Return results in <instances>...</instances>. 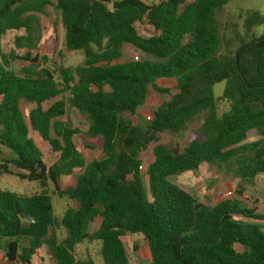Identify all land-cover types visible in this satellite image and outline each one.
<instances>
[{
	"label": "trees",
	"instance_id": "1",
	"mask_svg": "<svg viewBox=\"0 0 264 264\" xmlns=\"http://www.w3.org/2000/svg\"><path fill=\"white\" fill-rule=\"evenodd\" d=\"M229 1L0 0V145L12 152L0 164V177L12 174L13 166L39 190L31 196L0 191V258L31 264L48 245L56 264H95L90 257L77 260L76 249L100 242L104 264H129L122 239L140 234L151 264H264V215L237 200L206 205L170 180L202 165H237V176L246 182L264 174V137L246 143L251 133L264 136V35L241 39L234 54L220 56L215 14ZM49 8L60 13L65 47L81 51L82 64L50 68L47 57L41 63L32 55L40 16ZM142 22L153 35L138 31ZM263 23L257 12L244 21L248 31ZM10 32L24 34L5 53L2 41ZM127 46L146 58L121 61ZM17 61L29 65L17 71ZM160 79L176 81L171 100L145 127L134 125L150 87L169 93L156 86ZM222 82L223 94L216 98L214 86ZM221 101L230 109L218 117ZM45 103H51L46 110ZM67 106L89 120L85 133L59 119ZM205 111L210 115L183 150L157 144L159 134H180ZM80 134L102 142V159L85 162L75 144ZM33 135L59 154L53 165H46ZM152 142L157 145L145 188L140 156ZM77 170L82 172L76 186L62 189L61 178ZM50 186L76 208L57 218ZM61 229L66 236L59 240Z\"/></svg>",
	"mask_w": 264,
	"mask_h": 264
},
{
	"label": "rangeland",
	"instance_id": "2",
	"mask_svg": "<svg viewBox=\"0 0 264 264\" xmlns=\"http://www.w3.org/2000/svg\"><path fill=\"white\" fill-rule=\"evenodd\" d=\"M192 1L194 0H186V2ZM252 12H257L264 16V0H230L226 6L216 12L215 19L221 37L220 56L234 54L241 39L247 42L264 35V23L253 27L250 31L245 28L244 21L247 13ZM137 29L146 37L154 34L153 29L146 22L137 23ZM22 34L24 33L10 32L4 36L2 41L3 51L9 53L14 49L15 38ZM37 38H39V43L37 48L32 52V55H38L41 63L43 57H47L49 63L46 66L50 68H53L58 63H62L66 67H76L84 61V55L81 51H68L66 49L64 30L60 23V13L53 8L48 9L47 15L40 16V27L37 31ZM26 51L23 49L19 50L18 53L24 55ZM136 56H139L140 60L146 58L141 53L127 46L124 49L121 61L134 60ZM13 65L17 71H20V69L29 64L17 61ZM225 85L226 83L222 82L214 86L213 91L216 98L222 96ZM156 86L169 90V93H159L154 87H150L145 105L139 110L137 116L132 121L134 125L145 127L149 122L148 117L152 118L154 111L163 107L166 102L171 100L176 81L174 79H160L156 82ZM50 104L45 103L43 105L44 109H48ZM21 109L25 114L28 113V109L25 108L23 102L21 103ZM229 109L230 104L228 102H219L216 111L217 116L221 117ZM208 115H210L209 111L203 112L188 125L187 130L180 134L169 132L159 134L160 141L157 144H162L179 151L183 150L189 144L190 133L200 128L204 118ZM85 117V115H82L77 110L67 106L66 114L59 119L65 124L77 127L85 133L90 124L89 120ZM263 137L258 133H251L246 143L259 140ZM33 138L43 153L46 165H53L58 160L59 154L54 153L39 136L33 135ZM75 144L81 149L87 164L104 157L102 142L99 139H91L86 134H80L75 137ZM157 144L155 142L150 143L140 156L143 167L141 168L142 181L145 184V188L147 184L145 171L147 166L154 160L153 149ZM11 157V150L0 145V164H3L6 159ZM236 169L237 165L233 167L224 166L221 170L208 165H202L199 171L194 172V175L189 172L183 173L179 176L171 177L170 180L206 205L213 206L224 200H237L241 208L254 210L255 214L264 215V174H260L255 179L246 182L237 176ZM10 170L12 174H4L0 177V191H10L22 196H31L39 191L36 184L22 180L18 176L19 170L13 166L10 167ZM81 172L82 170H77L72 176L62 177L60 181L61 188L67 189L70 186H76L77 175ZM53 189V186H50L48 191L52 197L54 214L57 218H61L66 207L70 205L68 204L70 200L66 197L60 198L52 194ZM236 219L247 223L252 222V220L241 217H237ZM261 224L264 225V221ZM122 240L126 243L130 258L129 264H150V251L146 241L140 234L130 235L129 238L124 237ZM100 245V242H85L79 245L76 249L77 260L84 261L88 260V257H91L95 264H104L100 253ZM41 253L47 257H40L41 260H38L39 264H56L50 250H46L43 247Z\"/></svg>",
	"mask_w": 264,
	"mask_h": 264
},
{
	"label": "crops",
	"instance_id": "3",
	"mask_svg": "<svg viewBox=\"0 0 264 264\" xmlns=\"http://www.w3.org/2000/svg\"><path fill=\"white\" fill-rule=\"evenodd\" d=\"M129 47H130V46H129ZM125 48H126V47H125ZM125 48H124V49H125ZM131 48H132V47H131ZM87 129H88V128H87ZM189 173L192 174V175H194V172H189ZM192 175H190V176H192ZM62 189H63V188H62ZM184 190H185V189H184ZM185 191H186V190H185ZM187 192H188V191H187ZM188 193H189V192H188ZM68 204H70V205H68V206L66 207V209H65L64 212H63V215H64V213H65V211H66L67 209H75V208H76V204H75L74 201L70 200V202H69ZM56 235H57V237H58L59 240H62V239H64L65 236H66V231L63 230V229H61V230H57V231H56ZM61 236H62V237H61ZM100 246H101V245H100ZM43 247H45L46 250H50L49 247H48V245H43L42 248H43ZM42 248H41V249H42ZM79 248H81V247H79ZM41 249L39 250L38 254H37L36 256L33 257L31 264H39V263H38V260H41L40 257H47V256H45L43 253H41ZM0 257H3V255L0 254ZM48 257H52V256H48ZM88 258H89V257H88ZM90 258H91V257H90ZM0 264H7V263H6V261H5L4 259L0 258ZM150 264H151V257H150Z\"/></svg>",
	"mask_w": 264,
	"mask_h": 264
},
{
	"label": "built area",
	"instance_id": "4",
	"mask_svg": "<svg viewBox=\"0 0 264 264\" xmlns=\"http://www.w3.org/2000/svg\"><path fill=\"white\" fill-rule=\"evenodd\" d=\"M134 60L135 61H140V57L139 56H136L135 58H134ZM151 119V117H148V120H150ZM141 168H143V167H141Z\"/></svg>",
	"mask_w": 264,
	"mask_h": 264
}]
</instances>
